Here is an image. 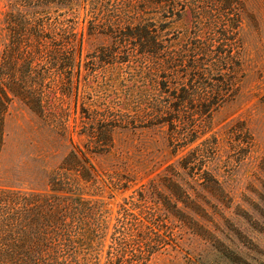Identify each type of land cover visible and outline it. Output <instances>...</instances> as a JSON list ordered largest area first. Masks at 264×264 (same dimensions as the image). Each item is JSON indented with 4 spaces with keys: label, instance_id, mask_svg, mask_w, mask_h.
Masks as SVG:
<instances>
[{
    "label": "rangeland",
    "instance_id": "obj_1",
    "mask_svg": "<svg viewBox=\"0 0 264 264\" xmlns=\"http://www.w3.org/2000/svg\"><path fill=\"white\" fill-rule=\"evenodd\" d=\"M233 6L240 8L241 46L233 96L207 114L204 126L190 120L191 107L167 118L182 124L150 120L152 75L145 72L151 45L138 38L122 42L118 34L146 26L157 32L156 49L178 51L199 37L213 38L212 30L203 33L207 21L197 19L199 8L222 33L220 8ZM25 13L49 14L76 34L74 85L66 86V76L58 84L59 76L47 80V109L63 117L57 122L9 93L0 189L51 194V182L77 152L73 167L80 172L71 176L79 178L81 167L91 165L94 172L84 176L97 181L81 185L87 199L111 214L102 264L126 211L161 236L147 264H264V0H0V62L12 39L10 17ZM11 65L20 75L28 71L21 60ZM195 125L201 128L187 141L175 138ZM182 162L195 169L185 171ZM206 172L219 185L207 188Z\"/></svg>",
    "mask_w": 264,
    "mask_h": 264
},
{
    "label": "trees",
    "instance_id": "obj_2",
    "mask_svg": "<svg viewBox=\"0 0 264 264\" xmlns=\"http://www.w3.org/2000/svg\"><path fill=\"white\" fill-rule=\"evenodd\" d=\"M197 12L200 23L207 21L202 23L203 33L212 30L213 38L199 37L186 49L176 51L164 45L156 49L157 32L153 36L146 26H130L129 32L118 34L122 42L138 38L141 44L147 42L151 45L152 50L148 51L152 55L149 56L151 66L146 67L145 74L152 75L149 79L152 103L146 108L152 121L181 123L180 119L174 121L178 117L172 121H167V118L173 112L181 117V109L191 107L194 114L190 120L204 126L205 117L209 118L207 114L235 93V75L241 68L240 8H220L224 20L220 25L222 33L211 29L214 28L212 24L211 28L208 26L211 14L201 8ZM8 24L12 39L0 62V150L4 118L12 100L9 93L20 98L41 117L50 119L51 116L54 117L53 122H57L63 117H57L54 110L47 109L51 107L48 102L52 89L47 80L53 75L59 76L54 80L58 84L62 76H66V86H71L74 85L72 76L75 74V50L72 46L76 34L69 32L63 22L53 21L49 14L38 17L37 14L25 13L12 15ZM13 60L23 61L28 71L20 75L18 67L10 70ZM53 70H56L55 74ZM209 72L213 74L212 84L207 82ZM55 88L54 91L61 90V86ZM197 128L201 127L195 125L183 134L178 131L174 133L175 138L179 137L178 134L187 141ZM89 137L97 138V132L93 131ZM77 158V152H73L56 174L51 182V194L0 189V264H102L111 214L100 201L87 199L88 193L81 185V182L96 183L91 173L90 177L84 176L88 169L94 172L91 165L86 171L81 167L79 178L71 176L72 171L80 172L73 167ZM84 158L83 162L89 165L88 159ZM192 164L182 162L181 167L185 171L193 170L195 166ZM205 175L209 176L205 177L207 188L212 189L210 185L213 183L219 185L208 172ZM174 194L178 200L182 198L176 191ZM185 198L190 197L186 195ZM160 239L158 232L126 211L117 220L106 264H147L152 251L161 244Z\"/></svg>",
    "mask_w": 264,
    "mask_h": 264
}]
</instances>
